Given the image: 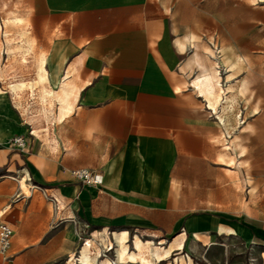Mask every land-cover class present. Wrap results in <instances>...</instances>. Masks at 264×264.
I'll return each mask as SVG.
<instances>
[{"label": "crops", "instance_id": "1", "mask_svg": "<svg viewBox=\"0 0 264 264\" xmlns=\"http://www.w3.org/2000/svg\"><path fill=\"white\" fill-rule=\"evenodd\" d=\"M148 1L0 0V33L8 13L18 24L12 33L38 35L11 63L0 50V82L12 80L14 100L31 98L15 106L11 126L0 119V183H18L7 206L0 186V223L14 231L10 259L0 255V264H58L70 254L98 264L86 247L74 253L84 228L120 232L125 253L120 241L131 231L156 232L159 242L141 241L162 264L173 254L174 264H264V221L182 213L197 209L196 198L181 201L173 186L197 178L210 154L212 120L197 98L210 110L211 73L201 58L181 67L191 74L195 63L189 86L197 97L170 79L155 55L164 44H150L142 20ZM11 136L25 138V151L6 144ZM78 170L101 174V186L76 180ZM35 191L56 197L58 209L23 201Z\"/></svg>", "mask_w": 264, "mask_h": 264}, {"label": "rangeland", "instance_id": "2", "mask_svg": "<svg viewBox=\"0 0 264 264\" xmlns=\"http://www.w3.org/2000/svg\"><path fill=\"white\" fill-rule=\"evenodd\" d=\"M142 20L144 23L147 21L150 44H164L155 55L166 59L165 69L170 79L178 82L180 88L188 89L197 97L189 86V81L198 70L195 63L192 65L193 73H179L181 67L192 58H201L210 73L219 74L224 89L234 84L240 86L232 91L235 107L231 115V135L226 133L216 114L207 109L204 99L197 98L200 108L212 120L210 154L200 165L197 178L185 177L173 186L177 191L175 196L181 201L194 204L193 198H196L197 209L182 213L248 216L264 221V0H149ZM16 21L6 13V32L0 33V50L5 48L9 63L20 55L17 46L21 41L35 43L38 36L34 33H12L11 30L18 26H15ZM8 46L14 51L11 54ZM11 71V66L5 67L6 79L11 77ZM207 82L209 92L214 91L211 77ZM11 83L12 80L0 82L1 90L6 93L0 96V119H4L10 126L15 106H27L31 99L22 96L14 100ZM39 101L41 99L37 100L38 103ZM50 102L49 99L48 104ZM224 102V94H220L216 105L217 113ZM15 137L11 136L6 144L14 147L12 142ZM0 186L10 193L5 204L7 206L9 199L12 200L15 196L18 183H0ZM192 189L197 190L195 195L189 193ZM23 201H32L38 205L51 204L49 194L39 191L26 196ZM1 223L9 224L5 220ZM84 229L85 233L81 237L77 236L79 242L74 253L78 256L82 248L86 247L92 259L98 260V264H162L151 258L148 248L139 255L134 243L136 238L143 242L157 243L160 238L156 232L131 231L128 242L125 239L120 241L128 246L125 253V247L120 248L116 240V237H120V232L107 231L101 235L93 233L89 228ZM117 249L123 253L120 258ZM175 257L176 254H173L167 262L174 264ZM58 264L79 262L70 254Z\"/></svg>", "mask_w": 264, "mask_h": 264}, {"label": "bare ground", "instance_id": "3", "mask_svg": "<svg viewBox=\"0 0 264 264\" xmlns=\"http://www.w3.org/2000/svg\"><path fill=\"white\" fill-rule=\"evenodd\" d=\"M16 38V37H15ZM22 43L20 45H18V51L19 54H21L23 57L29 53V49L26 46V43L24 41H21ZM11 45V44H10ZM16 46V45H15ZM9 47V46H8ZM16 50V51H17ZM12 48L9 47L8 48V52L9 54L12 53ZM14 52V51H13ZM20 55V56H21ZM27 56V55H26ZM195 57V56H194ZM193 59V58H192ZM191 64V63H190ZM186 65V64H185ZM186 67V66H185ZM203 71V70H202ZM182 72V71H181ZM186 72V71H185ZM184 72V73H185ZM212 72V71H211ZM217 72V71H216ZM198 73V72H197ZM204 74V72H202ZM206 78L208 79L209 77H211L212 81L214 82V87L215 89H217L216 91H211L208 93V95L206 96V100L208 103V108L210 109V111L214 112V114H216L218 120L225 126L226 130H227V134L231 135V131L233 130V125L231 124V115L232 112L234 110L235 107V97H234V93L232 91H234L235 89H239V84H234L232 86H229L228 88L224 89L221 83V78L219 76V74H215V73H211V74H207L205 72ZM24 77V76H23ZM13 78V77H12ZM196 79V78H195ZM4 83V82H3ZM26 84V83H25ZM25 84H21V87L25 88ZM70 85V84H69ZM20 86V85H19ZM11 88H13L11 86ZM16 88V87H15ZM23 88V89H24ZM28 88V87H27ZM67 88V87H66ZM70 88V87H68ZM17 90V89H16ZM12 91V90H11ZM72 91V90H71ZM70 92V91H69ZM228 93H231L229 96H227ZM69 94V93H68ZM220 94H224V104L221 107V110L219 113L216 112V105L219 102L220 99ZM63 95V94H62ZM72 95V94H71ZM74 95V94H73ZM60 96V95H59ZM58 96V97H59ZM67 96V95H66ZM70 96V95H69ZM72 99V98H71ZM204 99V98H203ZM65 100V99H64ZM33 101V100H32ZM62 102V100H60ZM34 102V101H33ZM71 102V101H70ZM68 107V106H67ZM62 108V107H61ZM41 115V114H40ZM239 122V121H238ZM25 174V173H24ZM21 175V174H20ZM29 179V178H28ZM21 181V179H20ZM23 183V182H22ZM24 184V183H23ZM25 186V185H24ZM32 189V188H31ZM25 190V189H24ZM22 192V191H21ZM25 192V191H24ZM6 209V208H5ZM5 211H0V218L1 216H3ZM127 232H124V237L127 238ZM121 239V237H120ZM127 240V239H126ZM119 243V242H118ZM135 246L137 248V251L139 252V255L143 254V251L145 249V245L140 241L139 238H136L135 241ZM166 246V245H165ZM121 247V245H120ZM119 250V249H118ZM134 255V253H132ZM164 254V253H162ZM161 254V255H162ZM123 253L119 252L118 256L119 258L122 257ZM164 256V255H163ZM89 257V256H88ZM92 262V259L90 260ZM81 262V260H80ZM183 262V261H182ZM82 264H91L89 261L85 260L84 258L82 259ZM93 264V263H92ZM95 264V263H94Z\"/></svg>", "mask_w": 264, "mask_h": 264}, {"label": "built area", "instance_id": "4", "mask_svg": "<svg viewBox=\"0 0 264 264\" xmlns=\"http://www.w3.org/2000/svg\"><path fill=\"white\" fill-rule=\"evenodd\" d=\"M12 145L21 150L25 151L26 148V141L23 136H16L13 139ZM74 178L84 185L90 187H99L102 184V176L99 173H92L86 170H78L74 173ZM51 202L53 203L54 207L58 209L59 207V200L56 197L50 196ZM85 233V229H79L76 231V235L81 237L82 234ZM14 236V231L11 225L7 223H0V255L6 259H10V250L12 245V238Z\"/></svg>", "mask_w": 264, "mask_h": 264}]
</instances>
